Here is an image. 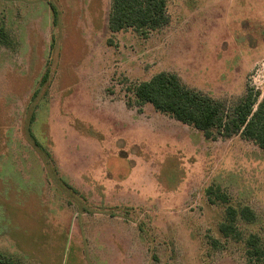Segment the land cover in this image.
I'll return each instance as SVG.
<instances>
[{
	"label": "rangeland",
	"instance_id": "1",
	"mask_svg": "<svg viewBox=\"0 0 264 264\" xmlns=\"http://www.w3.org/2000/svg\"><path fill=\"white\" fill-rule=\"evenodd\" d=\"M110 0H0V254L19 264H250L264 149L138 102L158 72L233 108L264 99V0H166L145 34ZM248 206L239 238L219 224ZM212 199V200H211ZM5 259V258H3Z\"/></svg>",
	"mask_w": 264,
	"mask_h": 264
},
{
	"label": "trees",
	"instance_id": "2",
	"mask_svg": "<svg viewBox=\"0 0 264 264\" xmlns=\"http://www.w3.org/2000/svg\"><path fill=\"white\" fill-rule=\"evenodd\" d=\"M166 21V0H110L108 27L112 31L132 28L145 34ZM133 92L138 102H148L156 110L194 126L207 136L211 135L212 130L224 136L239 133L264 149V99L253 109L257 99L251 92L246 93L233 108L226 110L223 102L185 86L174 73L169 72L154 74L135 85ZM206 194L226 204L224 220L218 227L224 237H240L236 223L238 218L245 222L255 220L248 206L237 209L227 204L224 193L208 187ZM245 245L248 262L264 264V244L259 236L249 234ZM0 264L19 263L0 254Z\"/></svg>",
	"mask_w": 264,
	"mask_h": 264
}]
</instances>
